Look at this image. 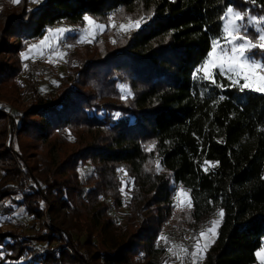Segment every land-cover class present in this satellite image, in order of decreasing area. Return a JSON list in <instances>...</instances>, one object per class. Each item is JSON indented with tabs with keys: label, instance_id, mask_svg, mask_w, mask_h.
Instances as JSON below:
<instances>
[{
	"label": "trees",
	"instance_id": "obj_1",
	"mask_svg": "<svg viewBox=\"0 0 264 264\" xmlns=\"http://www.w3.org/2000/svg\"><path fill=\"white\" fill-rule=\"evenodd\" d=\"M228 5L264 17V0H0V92L21 95L32 40L74 47L47 99L0 108V264H156L179 187V222L223 213L199 264H261L264 93L199 73Z\"/></svg>",
	"mask_w": 264,
	"mask_h": 264
},
{
	"label": "rangeland",
	"instance_id": "obj_2",
	"mask_svg": "<svg viewBox=\"0 0 264 264\" xmlns=\"http://www.w3.org/2000/svg\"><path fill=\"white\" fill-rule=\"evenodd\" d=\"M30 1V0H29ZM12 4V3H11ZM116 15H118V13H115ZM257 17V16H254ZM90 19V18H89ZM128 18H122L123 23L128 22L127 21ZM225 23V20L223 19V25ZM94 23H89L88 21L86 22V27L87 28L89 25H93ZM109 24L112 26L114 24L112 18H109ZM118 29H120V26H117ZM90 31V29H88ZM88 31V32H89ZM50 34H52V31L49 32ZM83 37L82 39L86 42H91L92 39H95L97 37V33L93 34V35H89V37L83 33ZM100 36V35H98ZM43 41H45L44 39H42ZM41 39L38 40H32L30 48V53L32 54V59H31V68L32 70L31 72V76L29 77L28 73L25 72L24 74H22L19 77V81L25 83V85H23L22 89H21V95L18 97V95L16 96H11V95H7L3 92H0V102H4L8 105L12 106V112L15 108L16 109H26L29 106H31L34 102H35V96H33V94H35L36 90H38V98L41 97L42 99H47L49 93H50V89L51 87H55L58 84L54 82L59 80V77H61L62 75H66L67 74V61H68V57L70 55V53L74 50V47H70L67 44L62 43L61 48H57L54 43H57L58 39L55 38L53 35H51V40L52 42H48V43H44L41 44ZM39 43V44H37ZM35 46H38L39 51H37V48H34ZM33 47V48H32ZM213 47H214V43L212 46V50H211V56L209 55L208 58L206 59V61L204 62V64L200 67L199 69V73H201L204 77H205V68L204 66L207 65V71L210 73H213L215 75H219L225 79H227L229 82L232 83V80L229 79L227 76L221 74V68L218 65L222 64V57H221V52L220 49L221 47H225L227 48L228 45L225 44L223 41H221L220 43H216L215 44V51H213ZM35 52V53H34ZM43 59L44 60V79L42 80V82L36 77L35 75V61L39 60V59ZM34 61V62H33ZM215 66V67H214ZM224 68H227V64H223ZM29 72V74H30ZM245 82L243 79L239 80V83L236 84V86H241L243 85ZM249 85L255 86V87H260L261 86V80H260V74L256 73L254 74V76H250L249 80H248ZM54 85V86H53ZM248 89H251V87H246ZM260 92V91H257ZM37 93V92H36ZM260 93H264V92H260ZM12 114V113H11ZM12 121V118L10 117V115L8 116V122L10 123ZM68 131L66 132V135H68ZM81 134V133H80ZM69 137V136H66ZM78 138L79 134H78ZM15 152H17L15 150ZM11 157L18 162V155L17 154H11ZM181 193V192H180ZM177 195H175L174 198V202H175V206L174 208L176 209V215L175 217H171L170 220L168 222H166L163 227L161 228V231L158 235L157 241H156V247H159L160 250L158 253V261L157 264H182L180 263L181 260L186 259V257H188V261L190 262V264H193V261L190 257V255H185L183 249H187L189 253H191V251L194 248V241L195 238L199 237V234L201 232H204L205 235L203 237L200 238V246H201V253L199 254L198 258L195 261V264H199V262H203L205 261V252L209 249L210 245L213 243V241L216 239L217 237V233H218V229L219 226L222 222V216L220 215L221 212L216 211L213 216L207 220L205 223L203 224H195V225H188L187 223H181V221L179 222V214L182 213L184 211L185 208H188L189 206H191L190 203V198L188 196V194H182L180 195L179 193H176ZM185 197L186 199V204L183 206L182 203L179 201L180 198ZM127 213V211L125 212V210L123 209L122 211H120V213H116L119 218H121L123 220V215ZM43 222L45 223H50L51 222V216L50 213L47 212L45 213L44 217H43ZM213 222H215V224H213ZM212 228V232L209 233L208 229ZM170 234H174V238H178V239H184L183 241L185 242V240H189L191 238V244H187L182 242V241H175L173 244L172 243H166L165 241V237L167 235ZM163 238V239H162ZM165 245V246H164ZM155 247V248H156ZM165 247V248H164ZM169 249H171V251H169ZM264 244L262 245V247L256 252V259L258 263L264 264ZM261 253L259 256H257V253ZM145 254L142 255V257ZM171 257L170 262L166 259L167 257ZM180 256V257H179ZM185 256V257H184ZM145 257V256H144ZM152 261L151 257H148V259L145 258V260L141 259V262H145V261ZM179 260V262H178ZM187 261V262H188ZM186 264V263H185Z\"/></svg>",
	"mask_w": 264,
	"mask_h": 264
},
{
	"label": "snow or ice",
	"instance_id": "obj_3",
	"mask_svg": "<svg viewBox=\"0 0 264 264\" xmlns=\"http://www.w3.org/2000/svg\"><path fill=\"white\" fill-rule=\"evenodd\" d=\"M13 3H18L19 0H12ZM33 2H39V0H33ZM245 3H255V0H244ZM84 19L90 24L94 23L89 17L85 16ZM111 19V17H110ZM223 19L225 23L223 25L222 35L214 41L213 51H215V44L223 41L228 45L227 48L221 47L222 64L218 65L221 68V74L227 76L232 80V84L236 85L239 80L243 79L244 84L240 86V90L243 91L246 87H251L253 91L264 92V59H258L257 55L264 57V17H254L251 11L248 9H238L235 5H228L225 9ZM141 21L137 20L134 23L130 22L126 27L121 24V29L128 31L132 27L138 28ZM115 27V25H112ZM97 29H102L103 25H96ZM53 30H49L51 32ZM58 34H63L66 29L55 30ZM45 41H41L44 44ZM24 56V54H21ZM211 56V53L209 54ZM227 64L225 69L223 64ZM215 67V66H214ZM205 68V77L210 82L216 83L215 74L207 71V65ZM260 74L261 86L255 87L249 85L248 80L250 76L254 74ZM205 163H208L207 161ZM159 167V166H158ZM122 171V170H121ZM123 191V189H121ZM222 216L223 213L221 212ZM215 224V222H213ZM208 232H212V228L208 229ZM205 235L204 232L199 234V237L195 238L194 248L191 253L187 249H183L185 255H190L193 264L201 253L200 238ZM163 239V238H162ZM171 251V249H169ZM264 251V250H262ZM261 253H257L259 256Z\"/></svg>",
	"mask_w": 264,
	"mask_h": 264
},
{
	"label": "built area",
	"instance_id": "obj_4",
	"mask_svg": "<svg viewBox=\"0 0 264 264\" xmlns=\"http://www.w3.org/2000/svg\"><path fill=\"white\" fill-rule=\"evenodd\" d=\"M31 1V0H30ZM62 26H65V25H63V24H61ZM56 27V25H53V26H51L49 29H53V28H55ZM49 29H45V30H49ZM34 62V61H33ZM35 67H36V70H35V75H36V77L42 82V80L44 79V72H45V69H44V60L43 59H39V60H36L35 61ZM0 108L2 109V110H4L6 113H7V115L9 116H11V113H12V106L11 105H8V104H6V103H4V102H0ZM182 188L181 187H179V189H178V192L181 190ZM177 192V193H178ZM184 239H178V238H174V234H170V235H167L166 237H165V241H166V243H174L175 241H182V242H184L183 241ZM191 238L187 241V240H185V242L184 243H186L187 244V242H188V244H191ZM165 246V245H164ZM156 247V246H155ZM165 248V247H164ZM159 250H160V248L159 247H156L155 249H154V252H153V254H152V257H151V259H152V262L153 263H156L157 264V261H158V253H160L159 252Z\"/></svg>",
	"mask_w": 264,
	"mask_h": 264
}]
</instances>
